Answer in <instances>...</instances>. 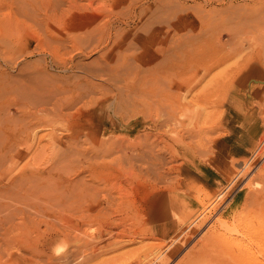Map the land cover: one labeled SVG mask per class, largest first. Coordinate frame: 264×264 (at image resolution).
<instances>
[{
	"label": "rangeland",
	"instance_id": "rangeland-1",
	"mask_svg": "<svg viewBox=\"0 0 264 264\" xmlns=\"http://www.w3.org/2000/svg\"><path fill=\"white\" fill-rule=\"evenodd\" d=\"M243 73L263 132L209 190ZM0 128V264H264V0H0Z\"/></svg>",
	"mask_w": 264,
	"mask_h": 264
},
{
	"label": "crops",
	"instance_id": "crops-1",
	"mask_svg": "<svg viewBox=\"0 0 264 264\" xmlns=\"http://www.w3.org/2000/svg\"><path fill=\"white\" fill-rule=\"evenodd\" d=\"M243 73L236 80L238 89L232 91L227 98L239 99L240 107L227 102L224 106L222 119V130L214 137V155L211 158H203L192 154L184 155L183 172L185 175L195 178L202 186L209 190L225 184L224 173L227 168V161L232 157L248 156L263 132L262 122L256 116L255 107L250 108L248 94L240 91L241 86L248 83L247 75ZM244 92V94H243ZM252 98H257V94H252ZM160 217L164 215L160 214Z\"/></svg>",
	"mask_w": 264,
	"mask_h": 264
},
{
	"label": "bare ground",
	"instance_id": "bare-ground-1",
	"mask_svg": "<svg viewBox=\"0 0 264 264\" xmlns=\"http://www.w3.org/2000/svg\"><path fill=\"white\" fill-rule=\"evenodd\" d=\"M255 1H256V0H255ZM257 1H258V0H257ZM165 51H166V50H165ZM165 51H164V52H165ZM168 54H169V53H168ZM168 54H166V53L164 54V53H163V56H164V55H168ZM168 56H169V55H168ZM138 73H139V72H137V74H138ZM142 73H143V72H142ZM140 74H141V73H140ZM143 74H144V73H143ZM140 76H141V75H140ZM148 76H149V75H148ZM143 77H144V76H143ZM143 77H142V79H143ZM152 77H153V76H152ZM140 78H141V77H140ZM144 78H145V77H144ZM146 79H147V77H146ZM72 88H73V87H72ZM64 99H66V98H64ZM74 100H77L76 97H75ZM63 101H64V100H63ZM63 101H62V102H63ZM62 102H61V103H62ZM61 103H60V104H61ZM66 104H67V103H66ZM64 107H65V106H64ZM44 108H45V110H46V107H44ZM58 108H59V107H58ZM58 108H56V109L53 110V111L55 112ZM61 110H62V109H61ZM50 111H51V110H50ZM58 111H59V109H58ZM62 111H63V110H62ZM55 115L58 117L57 114H55ZM55 115H54V116H55ZM66 118H67V117H66ZM44 119H45V118H44ZM52 120H53V119H52ZM45 121H46V120H45ZM34 125H36V124H34ZM34 125H33V126H34ZM34 128H36V127L34 126ZM33 130H34V129H33ZM1 131H3L4 133L7 134V129L5 130V129H1V128H0V134H1ZM9 131H10V130H9ZM3 132H2V133H3ZM22 133H23V130H22ZM9 135H10V134H8V136H9ZM24 136H26V135H24ZM0 151H1V150H0ZM2 156H3V155H2Z\"/></svg>",
	"mask_w": 264,
	"mask_h": 264
}]
</instances>
